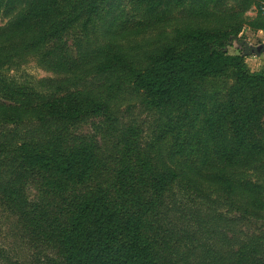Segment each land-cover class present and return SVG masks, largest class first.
Wrapping results in <instances>:
<instances>
[{
    "label": "trees",
    "instance_id": "trees-1",
    "mask_svg": "<svg viewBox=\"0 0 264 264\" xmlns=\"http://www.w3.org/2000/svg\"><path fill=\"white\" fill-rule=\"evenodd\" d=\"M227 1L132 0L155 21L171 8L202 16ZM107 9L110 0H0V17L9 19L0 29V68L8 52L25 50L41 53L52 71L74 70L64 34ZM250 26L264 31V15ZM239 33L188 27L179 43L150 51L143 63L122 52L99 63L97 71L112 82L126 77L150 107L183 110L182 148L192 158L180 167L122 163L116 153L130 148V130L115 127L110 100L55 79L29 85L0 73V205L39 252L35 264H264V232L237 236L221 213L223 206L247 209L232 195L214 198L188 184H226L232 193L231 171L264 155V72H251L241 51H229ZM96 116L117 138L110 147L74 132ZM244 184L253 199L264 196V186Z\"/></svg>",
    "mask_w": 264,
    "mask_h": 264
},
{
    "label": "rangeland",
    "instance_id": "rangeland-1",
    "mask_svg": "<svg viewBox=\"0 0 264 264\" xmlns=\"http://www.w3.org/2000/svg\"><path fill=\"white\" fill-rule=\"evenodd\" d=\"M110 2L113 6L111 14L107 9L87 28L77 24L64 34L63 39L71 51L69 58L78 64L74 70L57 73L49 69L41 53L22 50L19 54L10 51L8 57L2 58L6 64L0 68V73L29 85L55 79L60 81V85L71 86L70 89L89 91L110 100L115 127L122 134L130 130L124 133L128 136L130 148L121 145L116 153L122 163L132 164L139 169L143 164L147 165L145 161L156 168L165 162L172 166H184V162L190 161L192 156L189 150L182 148V142L188 138L185 135L189 131L188 122L180 112L182 109L159 111L150 107L126 77H122L119 82H112L97 71L99 63L109 52H122L135 63H143L150 51L169 42L179 43V30L188 27L239 28L240 39H248L254 44L261 43L264 41V31L256 32L250 26V22L257 16L254 7L259 3L255 4L254 0L252 5H248L244 0H228L226 5L210 8L202 16L190 14L186 8H171L166 18L155 21L132 0ZM8 21V17L1 16L0 29L6 28ZM228 49L231 53L241 51L233 43ZM246 62L251 72H264V57L248 56ZM45 89L49 90L47 87ZM192 113L195 114L194 109ZM29 124L23 123L19 128ZM14 127L10 124L7 128ZM74 132L105 147H110L117 140L108 132L105 116L92 117L78 125ZM231 173L235 179L232 186L235 190L232 193L226 184L214 185L204 180L195 186L188 184L198 189L194 191L206 192L214 198L222 199L232 195L247 209L244 213L239 209L227 210L226 206L221 207L224 217L231 220L228 223L232 233L241 236L264 232V196H257L258 200L253 199L251 196L255 195L243 188L244 183L264 186V155L250 167L239 168ZM30 192L35 194L32 188ZM2 254L9 255L12 264H35L39 256V252L28 242L26 234L20 230L17 219L0 205V264H9Z\"/></svg>",
    "mask_w": 264,
    "mask_h": 264
},
{
    "label": "water",
    "instance_id": "water-1",
    "mask_svg": "<svg viewBox=\"0 0 264 264\" xmlns=\"http://www.w3.org/2000/svg\"><path fill=\"white\" fill-rule=\"evenodd\" d=\"M231 43L235 45L237 49H241L242 56H258L264 57V41L261 43L254 44L250 42L248 39H240L239 37L231 36Z\"/></svg>",
    "mask_w": 264,
    "mask_h": 264
},
{
    "label": "built area",
    "instance_id": "built-area-1",
    "mask_svg": "<svg viewBox=\"0 0 264 264\" xmlns=\"http://www.w3.org/2000/svg\"><path fill=\"white\" fill-rule=\"evenodd\" d=\"M254 12L256 15L258 14L264 15V0L259 1V4L254 7Z\"/></svg>",
    "mask_w": 264,
    "mask_h": 264
}]
</instances>
